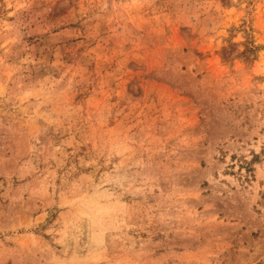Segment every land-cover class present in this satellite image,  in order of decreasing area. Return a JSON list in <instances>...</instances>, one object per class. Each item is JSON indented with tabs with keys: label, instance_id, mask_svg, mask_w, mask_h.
<instances>
[{
	"label": "rangeland",
	"instance_id": "rangeland-1",
	"mask_svg": "<svg viewBox=\"0 0 264 264\" xmlns=\"http://www.w3.org/2000/svg\"><path fill=\"white\" fill-rule=\"evenodd\" d=\"M0 264H264V0H0Z\"/></svg>",
	"mask_w": 264,
	"mask_h": 264
}]
</instances>
